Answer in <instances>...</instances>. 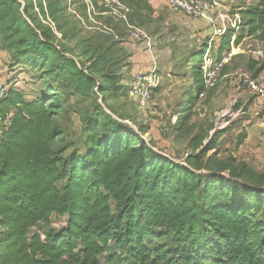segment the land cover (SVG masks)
<instances>
[{
    "label": "trees",
    "instance_id": "1",
    "mask_svg": "<svg viewBox=\"0 0 264 264\" xmlns=\"http://www.w3.org/2000/svg\"><path fill=\"white\" fill-rule=\"evenodd\" d=\"M60 1L44 0V11L36 0V7L54 17L65 10ZM120 1L131 11L130 26L153 15L145 0ZM239 15L241 34L233 46L244 37L264 44V0ZM55 32L41 24L32 4L21 9L0 0L5 51L42 82L32 100L9 90L0 104V264H264V171L231 155L206 158L216 139L203 148L196 144L198 153L186 165L156 152L101 106L128 96L120 73L125 61H113L124 42L98 32L79 41L86 54L79 60L63 46L78 35L59 24ZM233 35H220L215 59L229 52ZM248 70L259 77L264 64L249 62ZM192 80V95L180 104L182 125L204 91L199 64ZM89 96L99 103L81 119L82 151L67 153L59 123L64 106ZM246 138L237 136L235 150ZM52 216L64 218V225L41 232L38 225ZM162 239L169 247L159 244Z\"/></svg>",
    "mask_w": 264,
    "mask_h": 264
},
{
    "label": "rangeland",
    "instance_id": "2",
    "mask_svg": "<svg viewBox=\"0 0 264 264\" xmlns=\"http://www.w3.org/2000/svg\"><path fill=\"white\" fill-rule=\"evenodd\" d=\"M52 1L46 0V2ZM89 1L97 5L90 17L87 15L84 18L83 12L86 10L84 0H70V4L61 0L60 6L65 8L64 12L57 13L54 17L48 15L55 28L59 24L66 34L78 35L72 42L69 38L65 40L63 46L79 60H86V54H82L79 41L85 38L88 40L87 38L94 37L98 32L112 34L115 41L127 40L126 24L110 15H104V9L99 5L100 0ZM119 2L127 7L125 3L120 0ZM219 2L220 9L223 6L225 8L223 10L227 11L226 15L230 18L228 25L225 24V30L234 34L231 37V44L233 38L241 34L239 9L252 6L257 0H219ZM72 11L75 14H72ZM167 13L171 12L165 6L159 11V17L144 15L145 18L141 23L136 22L133 25L148 35L152 58L156 62L160 78L151 100L140 104L127 96L125 99L108 101L101 106L107 114L132 128L143 140L151 141L156 152L176 163L186 165L188 157L198 153L196 144L203 148L210 139H216L215 150L209 152L206 158L213 155L217 159L225 160L231 155L238 162L247 164L256 173H262L264 171V100L259 93L250 89L245 80L252 79L250 76L253 77L248 72L249 62H256L258 66L264 64V44L244 37L238 46L231 45L228 52L230 56L225 57L226 62L215 87L205 91L202 98L198 96L194 100L190 117L182 125L181 118L184 113H181L180 104L189 94L192 95L190 93L193 84L192 63L198 65L201 58L196 56V53L200 52L210 40L214 45H218L219 40L216 43V38L220 39L221 34H218L216 29L221 31L222 28L216 26L215 29L208 25L212 28V34L196 41L174 32L170 26L165 25V19L169 15ZM93 43L94 40H91V44ZM143 44L146 47V43ZM170 50H173L172 57L167 55ZM126 56L125 51L114 52L113 61L117 66H121L122 60L126 61ZM118 69L120 70V67ZM2 76L5 78L1 79ZM262 77L264 78V72ZM0 79L5 83L7 92L14 90L29 100L37 96L42 86L35 72L12 60L11 54L5 51L1 40ZM259 84L264 92L262 79ZM92 103H99L96 96L67 100L64 106L65 114L59 122L63 129V144L68 148L67 153L72 150L82 151L85 134L82 132L81 119L91 114ZM243 132L247 138L243 145L235 150L237 136ZM152 135L158 139L154 140ZM219 135L220 138L217 139ZM194 138L196 139L193 140ZM64 223V218L52 216L47 224H39L38 229L41 232L58 230ZM159 244L169 247L166 239H162ZM100 261L103 263L102 258Z\"/></svg>",
    "mask_w": 264,
    "mask_h": 264
},
{
    "label": "built area",
    "instance_id": "3",
    "mask_svg": "<svg viewBox=\"0 0 264 264\" xmlns=\"http://www.w3.org/2000/svg\"><path fill=\"white\" fill-rule=\"evenodd\" d=\"M23 9L27 4L34 6V12L41 24L48 26L55 32V26L51 19L47 15L42 14V10L36 7V0H14ZM69 2L70 0H64ZM171 13L183 14L186 17L194 20L207 23L210 27H216L217 12L220 10L219 0H160ZM84 4L87 8L88 17L94 12V7L89 0H84ZM99 5L104 9V15H110L118 20L124 22L128 28L127 39L135 44L146 43V49L151 48L148 35L140 28L130 26L127 23V15L130 13L129 8L123 6L119 0H100ZM42 6L45 11V3L42 0ZM228 18L225 15H218V20L222 23L221 31L218 29L217 33L223 34L225 30V20ZM56 36L60 38V35L56 33ZM234 40V38H233ZM233 40L231 45H233ZM216 46L212 43V40L207 43V46L200 58L199 67L202 72V81L204 91L199 95L200 98L204 96V92L211 90L217 83V78L226 62L225 57L230 56L228 52L224 53L219 60L215 59ZM214 56H213V54ZM261 53H259V56ZM246 79L247 85L253 92L259 93L264 100V92L259 84L260 76L257 78ZM259 79V80H258ZM160 78L156 66L155 60L152 58L150 68L145 73H138L134 77V81L128 90V97L140 104L149 102L154 95V90L159 85ZM7 95V88L3 81H0V104ZM9 116L6 118L4 125L9 123ZM0 119V124H1Z\"/></svg>",
    "mask_w": 264,
    "mask_h": 264
},
{
    "label": "crops",
    "instance_id": "4",
    "mask_svg": "<svg viewBox=\"0 0 264 264\" xmlns=\"http://www.w3.org/2000/svg\"><path fill=\"white\" fill-rule=\"evenodd\" d=\"M147 4L152 8L153 10V17H159V11L164 9V5L160 0H145ZM223 5V4H222ZM225 9L223 6L221 9L217 12V15H215L216 18V26L222 27L221 21L218 20V15H224L228 18L226 21V26L228 25L230 18L228 15H226L227 11L223 10ZM242 10L239 9V11ZM170 12V11H169ZM72 14H75V12H71ZM169 14L167 18L165 19V25H168L172 28L174 32L180 33V35H184L186 37H189V39H204L205 37H208L212 34V27L210 28L207 23L200 22V21H194L188 17H186L183 14L178 13H167ZM78 17V16H77ZM218 30V29H216ZM59 34V33H58ZM60 35V34H59ZM61 38V35H60ZM217 42L218 43V38ZM217 45V44H215ZM124 51L127 53V59L125 63L123 64L121 68V75L123 77L122 84L125 86H129L133 83L134 77L138 73H145L149 70L151 62H152V50L147 51L144 44H135L130 42L128 39L123 44ZM169 57L173 56V50H170V52L167 53ZM194 62L192 63V66H194ZM264 72V71H263ZM263 72L259 75L260 79L263 81L264 86V78L262 77ZM5 76L1 79H4ZM0 79V81H2ZM25 100H29L24 98ZM153 139H158L152 135Z\"/></svg>",
    "mask_w": 264,
    "mask_h": 264
}]
</instances>
